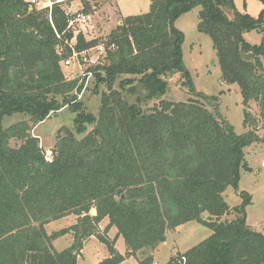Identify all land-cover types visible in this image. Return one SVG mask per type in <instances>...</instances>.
<instances>
[{
  "label": "trees",
  "instance_id": "obj_1",
  "mask_svg": "<svg viewBox=\"0 0 264 264\" xmlns=\"http://www.w3.org/2000/svg\"><path fill=\"white\" fill-rule=\"evenodd\" d=\"M150 1L147 12L123 17L105 41L106 55L93 68L109 91L96 115L78 98L84 83L64 73L74 37L67 4L48 9L0 0V264H77V243L54 246L67 229L48 233L45 226L70 214L82 219L93 208L91 220L108 218L128 248L123 255L101 236L110 256L99 264L138 253L145 256L140 264H155L151 252L167 231L191 221L212 233L167 264H264V233L247 223L251 195L242 192L234 207L224 197L229 186L239 188L241 170H251L245 147L264 142L257 133L264 122V0L256 17L239 11L235 0ZM197 6L198 29L213 41L223 83L240 88L249 129L243 134L200 100L217 97L196 91L184 64L185 34L175 22ZM252 30L262 34L257 44L245 38ZM76 40L78 51L100 44L83 33ZM177 73L200 99H161L145 112L115 88L118 81L121 88L132 83L122 75H135L150 84L147 97L160 98L169 86L165 77ZM64 107L75 113L74 130L62 127L49 161L32 130ZM18 113L29 118L5 127V118ZM232 212L234 219L223 220Z\"/></svg>",
  "mask_w": 264,
  "mask_h": 264
},
{
  "label": "rangeland",
  "instance_id": "obj_2",
  "mask_svg": "<svg viewBox=\"0 0 264 264\" xmlns=\"http://www.w3.org/2000/svg\"><path fill=\"white\" fill-rule=\"evenodd\" d=\"M245 1H235L238 4L236 7L238 6L243 10V8H246ZM127 3H132L136 7L138 6V9H135L136 7L133 8L134 13H137V11L145 13L150 8V0H127ZM65 4H67L68 11L71 12L85 8L81 0H66ZM111 5H108L105 0H91L90 8H85V11H89L93 6H96L98 8L97 14L88 21L87 27L86 25L82 26L77 23L72 29L68 30L73 35H78L83 30H86L87 32H82L85 37L97 39L100 44H105L109 33L121 24L123 19V17H118L116 14L112 15L109 12L112 9L114 11L113 5ZM256 6V4H252L251 7L249 6V10L254 13V16L257 14L255 13ZM200 11L201 7L197 6L182 14L176 20L175 26L185 34L182 47L184 64L191 73L196 91L216 96V101L209 103L200 99L195 94L193 95L190 87L184 84L185 79L180 73L165 77L168 80L169 86L167 92L160 98L147 97L152 91L150 84L141 82L139 76L135 75H122L120 80L128 77L133 79L132 83L126 84L124 88H121L118 81L115 88L120 89L130 103L139 104L145 112L151 111L161 99L174 102L187 101L190 98L200 99L211 111L215 112L217 110L222 117L227 119L234 126L238 134H243L249 129L244 125V104L240 88L237 84L223 83L218 55L213 46V41L208 35L200 32L198 29ZM225 12L232 18L233 11L225 9ZM118 20H120V23H118ZM245 38L249 43L257 44L261 41L262 34L256 30H252L245 34ZM91 54L93 58H100L103 61L102 55L96 51H92ZM93 67V65H86L84 68L63 66L64 73L68 79H78L80 83H84L83 90L78 98L85 103L89 111L97 115L101 107L102 93L109 90L106 85L99 83ZM249 110L257 117L258 107L255 103L251 104ZM74 117L75 113L69 107H64L60 111L51 113L47 119L36 125L32 130V134L40 139V145L44 150L47 160L51 161L54 158V147L59 136L63 135L62 127L74 130ZM28 118L27 115L18 113L5 118L4 125L8 127L13 123ZM259 120L257 133L263 138L264 122L261 119ZM90 129H92V126H89ZM84 135L76 134V137L82 138ZM12 144H15V142H12ZM244 153L245 163L251 170L242 169L239 188L235 189L229 186L224 192V197L228 204L234 207L242 203V192L250 194L252 202L247 206V223L252 229L264 233V142L253 143L245 147ZM92 210L89 213L93 212L94 215L97 214L95 208ZM235 217L236 215L232 212L226 215L223 220H232ZM90 222L92 229L88 230L80 249L77 251L80 252L77 264H99L106 257L110 256L108 247L100 240L101 236L111 242L114 241V246L118 252L123 255L127 254L128 248L124 239L116 237L117 228L114 226L108 228V218L99 223L94 220ZM80 226L81 219L79 216L70 214L48 223L45 228L48 233L67 229V233L64 236L54 241L55 247L61 250L77 243L78 236L81 233L79 231ZM211 233L212 231L208 227L197 221H191L176 229L168 230L167 240L151 252L154 255L155 264H167L173 257L208 238ZM144 257L141 253L126 256L120 264H140L139 260Z\"/></svg>",
  "mask_w": 264,
  "mask_h": 264
},
{
  "label": "built area",
  "instance_id": "obj_3",
  "mask_svg": "<svg viewBox=\"0 0 264 264\" xmlns=\"http://www.w3.org/2000/svg\"><path fill=\"white\" fill-rule=\"evenodd\" d=\"M66 0H30V3L33 5H36L38 8H48L52 9L54 4L57 3H64ZM86 9L77 10V11H68L67 9V16H68V27L67 29H72V27L75 26V24L79 23L82 26L88 25V21H90L95 14L98 12V8L96 6H93L91 10L85 11ZM93 10V12H92ZM84 32H87L86 30H83ZM82 31V32H83ZM80 32V33H82ZM83 32V33H84ZM77 35H74V37L68 41L70 47H71V54L64 60L63 65L66 67L72 66V67H79L84 68L86 65H93L96 66L102 60L100 58H93L91 52L96 51L98 54H101L102 57L106 55V46L105 44H98L94 47L78 51L75 48V44L77 42L76 40ZM111 50H115L116 46L114 44L110 45ZM101 60V61H100ZM91 73V72H89ZM52 161V160H51Z\"/></svg>",
  "mask_w": 264,
  "mask_h": 264
},
{
  "label": "crops",
  "instance_id": "obj_4",
  "mask_svg": "<svg viewBox=\"0 0 264 264\" xmlns=\"http://www.w3.org/2000/svg\"><path fill=\"white\" fill-rule=\"evenodd\" d=\"M89 1H91V0H89ZM106 2H107V4L108 5H113V8H114V11H113V9L111 10V11H109L112 15L113 14H116V16H118V17H125V16H129V15H131L132 13H134V10H133V8H135L136 7V5H134V4H128L127 3V0H105ZM236 2H237V0H235ZM258 0H246L245 1V6H246V8H243V10H241L238 6H237V9L239 10V11H241V12H247V13H249V14H251L252 16H254V13L253 12H251V10H249V6L251 7V5L252 4H256L257 6L255 7V9H256V12L255 13H257L256 15H255V17L256 16H258V14L260 13V11L263 9V4H262V2L261 1H258ZM72 2V1H71ZM150 3H151V1H150ZM236 5H238L237 3H235ZM111 5V6H112ZM138 7V6H137ZM135 8V9H138V8ZM136 14H141V12L139 13L138 11H137V13H134L133 15H136ZM118 23H120V20H118ZM87 38V37H86ZM88 39V38H87ZM90 39V38H89ZM88 39V40H89ZM93 211V210H92ZM90 214V216L92 217V216H94V213L92 212V213H89ZM96 215V214H95ZM106 220V219H105ZM116 236H117V234H116ZM55 246V245H54ZM185 252V251H184Z\"/></svg>",
  "mask_w": 264,
  "mask_h": 264
},
{
  "label": "water",
  "instance_id": "obj_5",
  "mask_svg": "<svg viewBox=\"0 0 264 264\" xmlns=\"http://www.w3.org/2000/svg\"><path fill=\"white\" fill-rule=\"evenodd\" d=\"M91 216L90 214H85L82 216L81 219V233L78 236V240H77V246H76V251H78L80 249V246L82 244L83 239L85 238L87 232L89 229H92V225H91Z\"/></svg>",
  "mask_w": 264,
  "mask_h": 264
}]
</instances>
